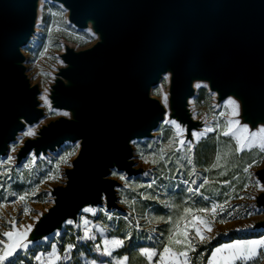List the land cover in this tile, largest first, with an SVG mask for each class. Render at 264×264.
<instances>
[{
	"label": "water",
	"instance_id": "obj_1",
	"mask_svg": "<svg viewBox=\"0 0 264 264\" xmlns=\"http://www.w3.org/2000/svg\"><path fill=\"white\" fill-rule=\"evenodd\" d=\"M41 1L0 0V156L44 116L22 52L36 32ZM50 1L95 40L85 48L64 43L47 98L70 115L40 124L15 153L19 165L30 152L37 158L79 142L63 183L48 189L51 202L30 223L29 245L62 232L69 220L77 224L86 207L126 212L116 190L122 183L109 177L111 170L144 174L135 166L132 140L153 138L165 119L185 129L183 140L202 131L206 122L190 104L197 84L215 94L216 105L235 100V120L252 130L264 126V0ZM164 75L160 100L151 89ZM254 175L264 184V162ZM254 196L252 206L264 210V192ZM249 225L244 229L264 230V217Z\"/></svg>",
	"mask_w": 264,
	"mask_h": 264
},
{
	"label": "rangeland",
	"instance_id": "obj_2",
	"mask_svg": "<svg viewBox=\"0 0 264 264\" xmlns=\"http://www.w3.org/2000/svg\"><path fill=\"white\" fill-rule=\"evenodd\" d=\"M44 4L40 5L38 13V22L36 25V32L32 35L31 39L26 46L22 48V52L25 56L26 73L31 79L32 83H37L40 88L39 100L40 107L44 110L43 123L57 118L60 115L57 113L62 112L55 108L49 109L47 106H43L40 98L42 88H48V84L52 81V72L57 65H60V59L58 53L63 51L64 43L75 46L76 48H85L92 44L95 40V36L91 31L87 29H79L70 24L67 21V11L59 3L52 2L50 0H44ZM37 27L39 29H37ZM168 81H163L157 86L152 87V96L162 99L163 93L167 91ZM47 95V92H46ZM215 94L209 92L208 87L202 84L199 92L196 90V94L191 98V108L195 118L204 119L207 126L214 129L213 132L207 134V136L201 139L199 142H195L193 152V165H189L186 159L179 160L186 152V145L181 146L180 141L183 139V133L176 136V130L173 125L166 124L167 120L160 122L158 128L154 131L155 136L147 139H134L132 140L133 159L135 160V166H142L146 169L147 175L142 174L138 176L127 177L123 171L116 169L111 170V178L118 179L122 185L117 186L118 202L126 208V212L107 211L103 206L91 208L94 212L82 211L78 217L77 224L65 223L60 235L48 236L44 240L30 244L27 250H20L18 257H13L16 264H40L33 256L46 254L51 251L53 243L57 245V254L63 256L65 249L69 243L74 244L75 247L71 249L67 254L70 256L69 260H56L54 264H90L95 260L96 264H115V259L125 257V255H119L116 251L121 248L112 249V256L103 255L105 239L111 240L113 238L121 239L113 234L118 228L120 223L118 220L122 217L128 222L130 228L136 230V236L141 248H155L157 252L163 251V245L167 243L168 237L162 239L159 226L161 222H156L153 217L154 213H146L139 215L132 210L134 203L138 199L146 197V192L149 187L148 184L155 181L153 190L150 192L158 204L166 205L170 200L167 198L170 192L177 191L181 187L188 195L187 201L189 208L193 211L198 208L208 207L210 208L212 203L222 204L226 199L229 200L230 208H226L225 211H232L233 215L227 217L224 223L220 222V219L224 217V213H220L219 216L212 222V231L206 233L209 236H214L208 244L214 246L212 249L219 247L221 244L231 243L234 240H247L258 239L259 236L264 235V230L260 231H248L244 228L248 226L252 220L260 217H264V210L255 209L252 204V198L254 194L259 192L255 186L256 176L254 171L261 167L264 162V154H260L261 163L254 165L250 170L253 173L251 182L249 178L243 173V167L248 163H251L252 159L257 156L255 151L252 153H241L239 156H229L227 164L222 160L221 168L211 169V171H205L206 168L198 167L195 163L196 148L201 145L199 149V156L211 155L212 164L215 161L217 150H225V146L228 142L234 144L231 137H225L220 134V130L217 129V122L220 125H224L225 121L229 118L234 119L235 116H231L233 111L231 106H226L222 102L219 105L215 104ZM223 114V115H222ZM235 120V119H234ZM204 125L203 129L205 128ZM37 130V129H36ZM23 131V130H22ZM21 131V132H22ZM219 136V139H217ZM34 137V136H31ZM25 138L22 135L18 136L16 141L10 142L8 151L5 156L0 158L7 159L8 156L15 158V153ZM173 138H175L173 140ZM170 141H173V147L167 148ZM78 142H65L56 152H48V154L39 157H35L33 152L19 164L15 162L10 166L9 174L6 176H0V184L3 185L0 188V196L8 197L9 201L16 200V197L9 195V192H15L18 195H22L25 192L34 190L37 186L39 191L34 196H29L23 202H17L16 204L8 203L5 207H0V214L4 218L11 219L12 216L17 218V228L22 225H28L32 223L34 218L39 214L40 210H44L48 206L49 193L48 189L57 184H61L64 181L63 169L68 167V164L61 161V157H66L70 163L78 148L76 145ZM16 147V151L13 152L12 148ZM213 146V152H212ZM165 149V163L164 160H159L160 149ZM179 149V150H178ZM75 152L74 155H67ZM171 157V159H168ZM147 158L148 162H145ZM156 158L159 162L156 164L151 163V160ZM179 160V162H177ZM29 168H24V164H29ZM211 164V165H212ZM183 165V167L181 166ZM210 165V166H211ZM237 165V167H233ZM210 166L208 168H210ZM4 167H9L5 165ZM193 167L195 172L190 176L188 173L192 171ZM3 168H0V172H3ZM221 171H226V175L220 176ZM115 173V175H114ZM208 173L214 175L219 179H210ZM49 174L53 178H48ZM124 176L126 179L121 180L120 177ZM233 176L238 179L233 180ZM207 177L210 181L205 188L209 191V195L202 193L193 195L187 191V188L191 186L193 189L197 188L203 179ZM224 178V179H220ZM195 180L196 183L191 182ZM228 180L231 185L234 186L235 192L232 187L223 183ZM43 181V183H41ZM184 181H188L185 184ZM250 183V187L245 190L244 185ZM127 185V187L125 186ZM225 193H231V199L225 195ZM210 197L209 200H204L203 197ZM244 197L243 199L239 197ZM129 201L128 203L124 202ZM135 201L134 203H131ZM24 206H27L31 211L27 214L23 212ZM16 208L17 211H13ZM169 208V207H168ZM102 209V210H101ZM249 211H252V215H247ZM111 215L113 218L108 219ZM127 217V218H125ZM191 215L188 219L191 220ZM211 218V217H209ZM89 223L85 225L84 221ZM151 221V222H150ZM183 226V222H181ZM10 229L9 226H4V220L0 219V232ZM95 236L94 240L78 239V237H84L85 230ZM154 229V231H153ZM128 230V227H126ZM190 232L194 230L189 228ZM0 239L7 241V237L0 236ZM123 240V239H121ZM100 245V250H96V245ZM0 247H3L0 245ZM140 248V249H141ZM139 249V250H140ZM161 249V250H159ZM174 250H181L180 246H177ZM211 255V253H210ZM209 255V256H210ZM159 260V256L152 258V264H156ZM7 264V262H5ZM45 264L47 261L45 260ZM207 264V263H206ZM235 264H242L240 261H236ZM247 264V262H245ZM258 264H264V259L260 260Z\"/></svg>",
	"mask_w": 264,
	"mask_h": 264
},
{
	"label": "snow or ice",
	"instance_id": "obj_3",
	"mask_svg": "<svg viewBox=\"0 0 264 264\" xmlns=\"http://www.w3.org/2000/svg\"><path fill=\"white\" fill-rule=\"evenodd\" d=\"M167 79V77H165ZM198 87L200 85H197ZM47 90H45V95L41 97V99L44 101L43 106L49 107L51 109V104L47 98L46 95ZM165 105H167V96L165 95L163 97ZM226 106H231L233 111L231 112V116L238 115V105L236 104L235 100L229 99L225 102ZM57 115L62 116H69L70 114L67 111L59 112ZM223 115V114H222ZM41 124L43 121L40 122ZM166 124L173 125L176 130V136L181 135L185 129L182 128L175 120H167L165 122ZM36 127H39L37 125ZM217 129L220 130V134H222L225 137H231V140L235 143L232 144L231 142H228L225 146V150H217L216 158L214 163L210 166V168H206L205 171H211V169L221 168V161L223 160L225 164H227L228 157L229 156H239L241 153H252L255 151L257 156H255L251 163H248L246 166L243 167V173L249 178V181L251 182V178L253 176V173L250 171L254 165H259L261 163V159L257 158L260 156V154H264V126H261L258 129L252 130L250 129L248 124H242L240 120H234L229 118L225 121L224 125H220L219 122H217ZM214 129L212 127L205 126V128L202 131H193L191 133L192 139L188 140H181L180 144L181 146H187L186 152L183 156L179 158V160L186 159L187 163L189 165H193V156L192 152L194 149V143L199 142L201 139L205 138L208 133L213 132ZM36 135V128L35 127H28L26 131L23 132V137H31ZM175 138H173L174 140ZM217 139H219V136H217ZM76 147L78 148L79 145L77 144ZM173 147V141H170L167 145L168 149H171ZM179 150V149H178ZM12 151H16V147L14 146L12 148ZM75 152L69 153L67 155H74ZM168 159H171L169 157ZM32 160H35V156L32 157ZM159 160H164L165 163L167 161L165 160V149L161 148L159 153ZM179 160L177 162H179ZM61 161L68 164L69 167H71V164L68 162L66 157H61ZM15 162V158L13 156H8L7 159L0 158V168H3V172H0V176H6L9 174L10 166ZM32 161L29 162V164H24V168H29ZM145 162H148L147 158H145ZM159 161L156 158H153L151 160V163L156 164ZM5 165H8L9 167H4ZM183 167V165H181ZM233 167H237V165H233ZM195 172V168L193 167L192 171L188 174L191 176ZM115 175V173H114ZM147 175V173H145ZM220 176L226 175V171H221L219 173ZM48 178H53L51 174H49ZM121 180L126 179V177L121 176ZM238 179V177L233 176V180ZM43 183V181H41ZM156 182L153 181L152 183L148 184L147 187L152 188L153 185ZM185 184H188V181H184ZM192 184H195L196 181L193 180L191 182ZM210 183L209 179L205 177L203 179V182L199 184V186L195 189H193L191 186L187 188V191L190 194L197 195L200 194V190L205 188L206 185ZM224 184L229 185L232 187L233 192H235L234 186L231 185V182L228 180L223 181ZM127 187V185H125ZM255 186L257 187V190L260 192H264V184H261L259 180L255 181ZM3 185L0 184V188H2ZM250 187V183H246L244 185V189L247 190ZM39 191V187L37 186L34 190L30 192H25L22 195H18L15 192H9V195L16 197V200L9 201L8 197L6 196H0V207H5L8 203L16 204L17 202H23L25 201L29 196H34ZM226 196L231 199V193H225ZM145 199H150L152 197H144ZM243 199L244 197H239ZM252 199H255V196L251 197ZM204 200H209L210 197L204 196ZM124 202L128 203L129 201L125 200ZM135 201H132L131 203H134ZM166 207H173L171 203H167L165 205ZM229 200L226 199L222 204H216L212 203L211 207H203L198 208L193 211L192 208L184 207L183 212L175 219L171 216L165 220L164 217H153L156 222H165V223H171L172 227L168 230V240L167 243L163 245V251L157 252L155 248H141L139 250V255L146 257L149 264H152V258L154 256H159V260L156 262V264H192V258L189 255V253H195L197 250V247L200 244H207L212 239H214V236H209L206 233H210L212 231V222L215 220L220 213H224V217L220 219L221 223L225 222V219L227 217H230L233 215L232 211H225L226 208H230ZM102 210V209H101ZM13 211H17L16 208H13ZM31 210L27 208V206H24L23 212L25 214L29 213ZM84 212H94L91 208H84ZM253 212L249 211L247 215H252ZM191 215V220L188 219V216ZM211 217V218H209ZM113 217L111 215L108 216V219L111 220ZM127 218V217H125ZM0 219L4 220V226H9L10 229L0 232V236L7 237V241L0 239V245L3 247H0V264H16L15 259L13 257H18L19 250H27L29 246V238L28 234L31 232L33 225H20L19 229L17 228V218L15 216H12L11 219L4 218L2 214H0ZM151 222V221H150ZM181 222H183V226H181ZM68 224H72L73 221L69 220L67 221ZM85 225L89 223V221H84ZM246 227H252V225H248ZM189 228L193 229V232L189 231ZM154 231V229H153ZM56 235H60V233H57ZM47 239V238H46ZM78 239H88V240H94L95 236L91 235L87 229L85 230L84 237H78ZM104 248H103V255L105 256H112V249L119 248L123 246L124 240L113 238L111 240L105 239L103 241ZM177 246H180L181 250H174L177 248ZM75 245L69 243L65 249V254L63 256L57 254V245L55 243L51 246V251L47 252L46 254H40V255H34L33 258L36 261H39L40 264H45V260L47 261V264H54L56 260H69L70 256L67 254L71 251L72 248H74ZM96 250H100V245H96ZM198 255L203 259V254L198 253ZM115 264H126L128 257H121L120 259H115ZM264 259V235L259 236L258 239H247V240H234L231 243L227 244H221L219 247H216L211 250V255L207 257V264H235L236 261L242 262V264H258L260 260ZM90 264H96V261L93 260L90 262Z\"/></svg>",
	"mask_w": 264,
	"mask_h": 264
},
{
	"label": "trees",
	"instance_id": "obj_4",
	"mask_svg": "<svg viewBox=\"0 0 264 264\" xmlns=\"http://www.w3.org/2000/svg\"><path fill=\"white\" fill-rule=\"evenodd\" d=\"M201 145L197 146L196 148V157H195V163L198 167H204L208 168L212 164V153L211 155H205V156H199V149ZM212 152H213V146H212ZM208 177L210 179H219L216 178L214 175L208 173ZM224 179V178H220ZM153 190V187L148 189L146 192V197H152L150 199L141 198V196L137 195L138 198L134 203V206L132 207V210L139 215H143L146 213H154L155 216L158 217H164L165 220L169 216L175 220L182 212L184 207H188V195L184 191V188L181 187L177 191H172L168 195V199L170 200L167 203H171L174 205L173 207H166L164 204H158V202L154 199L153 195L150 194V192ZM202 193L205 195H209V191L206 188H203ZM118 223L120 225L118 228L113 232L114 235L120 237L124 240V244L121 248H119L116 253L119 255H125L128 257V260L126 264H149L146 257L139 255V249L143 246L137 244V236H136V230L134 228H130L128 226V222L124 218H120L118 220ZM126 227H128V230H126ZM172 227L171 223H165L161 221V225L159 226V231L161 232V238H167L168 237V230ZM214 246L210 244H200L197 247V250L195 253H189V255L192 258V264H206L207 263V257H209L211 250ZM161 250V249H159ZM198 253L203 254V259L198 255Z\"/></svg>",
	"mask_w": 264,
	"mask_h": 264
},
{
	"label": "bare ground",
	"instance_id": "obj_5",
	"mask_svg": "<svg viewBox=\"0 0 264 264\" xmlns=\"http://www.w3.org/2000/svg\"><path fill=\"white\" fill-rule=\"evenodd\" d=\"M44 2H45V1L42 0L40 5H43ZM37 29H39V28L37 27ZM165 77L168 78L167 75H164L162 81L160 82V85H162L163 81L166 80ZM197 85H200V86L198 87ZM197 85H196L195 88H196L197 92H199L200 88L202 87V84H197ZM45 90H46V88L43 87V88H42V91H41L40 98H41L43 95H45ZM165 92H166V90H165ZM41 100H42V99H41ZM227 100H229V99H228V98L225 99V100L223 101L222 104L225 105V102H226ZM190 102H191V100H190ZM42 104L44 105V101H43V100H42ZM165 120H166V119H165ZM41 121H43V119H41L38 123H36V124H34V125H32V126H27L22 132L19 133V136L22 135L23 132L26 131L28 127H35V128L37 129L38 127H36V126H37V125H40V124H41V123H40ZM43 122H44V121H43ZM78 143H79V142H78ZM50 202H51V197H50V195H49V202H48V203H50ZM57 233H58V232H54L51 236H54V235L57 234Z\"/></svg>",
	"mask_w": 264,
	"mask_h": 264
}]
</instances>
